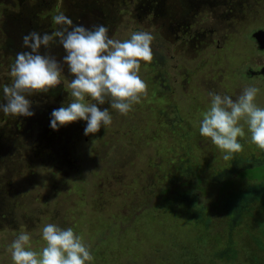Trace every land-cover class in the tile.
<instances>
[{
    "label": "rangeland",
    "instance_id": "obj_1",
    "mask_svg": "<svg viewBox=\"0 0 264 264\" xmlns=\"http://www.w3.org/2000/svg\"><path fill=\"white\" fill-rule=\"evenodd\" d=\"M59 13L121 40L151 32L147 95L127 115L101 106L112 124L88 136L85 121L50 128L72 99L66 81L28 97L31 117L0 111V166L12 161L0 169V264H12L22 231L40 251L48 223L80 235L91 264H264V152L246 125L229 161L199 133L209 92L235 99L254 86L264 107V52L252 40L264 0H0V103L17 53L31 51L23 37L51 34ZM45 52L66 55L59 44Z\"/></svg>",
    "mask_w": 264,
    "mask_h": 264
},
{
    "label": "clouds",
    "instance_id": "obj_2",
    "mask_svg": "<svg viewBox=\"0 0 264 264\" xmlns=\"http://www.w3.org/2000/svg\"><path fill=\"white\" fill-rule=\"evenodd\" d=\"M52 19L58 27L51 34L31 32L23 37V47L31 51L17 53L9 73L12 82L2 89L0 111L6 116L31 117L34 112L28 97L47 93L66 81L72 99L66 106L53 109L50 128L58 131L85 121L84 135H94L112 124L109 108L101 106L108 103L112 110L127 115L147 95V84L139 73L142 63L153 60L155 36L134 31L121 40L110 36L103 24L86 28L73 24L63 13ZM56 44L66 53L62 61L49 52L40 54L41 47L50 50ZM62 65H67L74 77L71 82L62 75ZM259 92L257 87H245L235 99L209 92L210 105L202 113L199 133L224 153L225 161L243 151L238 138L245 136V125L251 143L264 152V107L256 103ZM41 239L43 246L35 251L31 233L20 232L8 246L12 264H91L94 260L90 246L71 227L45 224Z\"/></svg>",
    "mask_w": 264,
    "mask_h": 264
},
{
    "label": "water",
    "instance_id": "obj_3",
    "mask_svg": "<svg viewBox=\"0 0 264 264\" xmlns=\"http://www.w3.org/2000/svg\"><path fill=\"white\" fill-rule=\"evenodd\" d=\"M252 39L258 51H264V31H256L252 34ZM258 74L264 79V67L259 70Z\"/></svg>",
    "mask_w": 264,
    "mask_h": 264
},
{
    "label": "trees",
    "instance_id": "obj_4",
    "mask_svg": "<svg viewBox=\"0 0 264 264\" xmlns=\"http://www.w3.org/2000/svg\"><path fill=\"white\" fill-rule=\"evenodd\" d=\"M262 31H264V30H262ZM253 40V39H252ZM260 52H264V51H260ZM3 161H2V164H1V166H0V169H3L4 168V163H11L12 161L11 160H8L7 159V162L4 160V159H2ZM23 172L24 173H26V172H28L27 170H25V169H23ZM25 175V179L28 181L29 180V177H28V174L26 173V174H24ZM1 179V178H0ZM0 183L2 184V181H0ZM6 186H4V188H5ZM4 188L2 189V193L3 192H5V190H4ZM1 192V191H0ZM1 195V194H0ZM3 196H11V194H9L8 193V191H6L5 193H3ZM6 214H9L8 212H2V218L6 215Z\"/></svg>",
    "mask_w": 264,
    "mask_h": 264
}]
</instances>
